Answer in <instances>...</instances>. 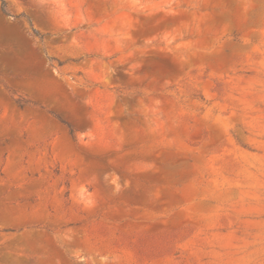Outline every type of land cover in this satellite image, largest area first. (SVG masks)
<instances>
[{"label": "rangeland", "instance_id": "374dc122", "mask_svg": "<svg viewBox=\"0 0 264 264\" xmlns=\"http://www.w3.org/2000/svg\"><path fill=\"white\" fill-rule=\"evenodd\" d=\"M4 1L0 264H264V0Z\"/></svg>", "mask_w": 264, "mask_h": 264}, {"label": "trees", "instance_id": "16d2710c", "mask_svg": "<svg viewBox=\"0 0 264 264\" xmlns=\"http://www.w3.org/2000/svg\"><path fill=\"white\" fill-rule=\"evenodd\" d=\"M1 11H2V13H3L4 15H6V16L9 15V12H8V10H7V6H6V2H5L4 0H2ZM33 34H34V36H36V37L40 36V34H39L37 31H35V30H33ZM17 103H18V105H19V107H20L21 109L24 108V106H23L20 102H17ZM61 122H62V123L68 128L69 134H70L72 137H74V135H75V130H74V128H73L70 124H68V123H66V122H64V121H61Z\"/></svg>", "mask_w": 264, "mask_h": 264}]
</instances>
